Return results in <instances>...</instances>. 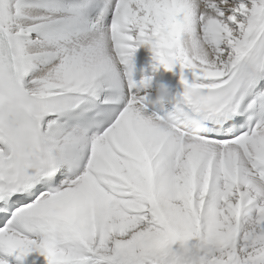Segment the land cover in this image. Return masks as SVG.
<instances>
[{"label": "snow or ice", "instance_id": "obj_1", "mask_svg": "<svg viewBox=\"0 0 264 264\" xmlns=\"http://www.w3.org/2000/svg\"><path fill=\"white\" fill-rule=\"evenodd\" d=\"M141 47L202 131L147 114ZM33 253L264 264V0H0V264Z\"/></svg>", "mask_w": 264, "mask_h": 264}, {"label": "clouds", "instance_id": "obj_2", "mask_svg": "<svg viewBox=\"0 0 264 264\" xmlns=\"http://www.w3.org/2000/svg\"><path fill=\"white\" fill-rule=\"evenodd\" d=\"M159 69H156L158 71ZM167 71V70H166ZM153 77L145 81V86L150 89V103L163 105L173 97V89L166 83H158L153 86ZM159 125L168 132H175L179 128L185 129L189 134L195 135L202 131L201 120L198 115L186 110L182 104H174L173 107L158 117Z\"/></svg>", "mask_w": 264, "mask_h": 264}, {"label": "bare ground", "instance_id": "obj_3", "mask_svg": "<svg viewBox=\"0 0 264 264\" xmlns=\"http://www.w3.org/2000/svg\"><path fill=\"white\" fill-rule=\"evenodd\" d=\"M146 52H147V54L151 53V52H150V50H149V49H147V48H146ZM147 114H150V113H149V112H147ZM33 254H35V255H39V254H37V253H33Z\"/></svg>", "mask_w": 264, "mask_h": 264}]
</instances>
